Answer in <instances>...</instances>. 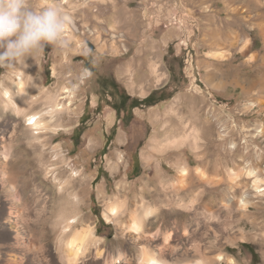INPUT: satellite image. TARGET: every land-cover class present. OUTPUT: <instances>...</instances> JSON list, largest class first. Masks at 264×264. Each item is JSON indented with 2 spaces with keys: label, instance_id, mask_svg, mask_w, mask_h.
Wrapping results in <instances>:
<instances>
[{
  "label": "rangeland",
  "instance_id": "obj_1",
  "mask_svg": "<svg viewBox=\"0 0 264 264\" xmlns=\"http://www.w3.org/2000/svg\"><path fill=\"white\" fill-rule=\"evenodd\" d=\"M50 2L69 14L68 46L45 45L23 65L0 66V132L8 136L17 124L20 179L30 180L32 191L44 184L49 193L55 189L46 165L74 179H97L102 171L91 180L82 215L112 253L125 246L131 264L143 248L173 264H264V192L256 190H264V0H30L36 9ZM213 69L221 89L210 82ZM21 81L24 93L16 100L31 106L28 113L46 109L44 95L29 104L37 94L75 91L73 112L56 117L46 147L30 145L23 116L9 105L7 93L16 95ZM153 93L151 103L162 93L173 97L130 111L132 99ZM121 101L127 109L119 117L112 106ZM151 147L154 160L147 164L142 154ZM179 161L193 169L183 184ZM161 179L169 191L183 188L173 207L164 203ZM156 193L163 202L152 200ZM57 196L54 215L65 207ZM117 197L127 206L118 213L122 223L105 216ZM148 204L159 217L150 218L140 249L130 244V231L127 240L118 235ZM49 230L53 246L57 234ZM7 243L0 229V264H7Z\"/></svg>",
  "mask_w": 264,
  "mask_h": 264
},
{
  "label": "bare ground",
  "instance_id": "obj_2",
  "mask_svg": "<svg viewBox=\"0 0 264 264\" xmlns=\"http://www.w3.org/2000/svg\"><path fill=\"white\" fill-rule=\"evenodd\" d=\"M153 70L159 73L157 66H154ZM218 74L219 72L216 69L209 72L210 82L215 89L222 88L221 82L216 79ZM22 86L23 82L21 81L16 95L9 92L7 93L9 105H11L18 114L23 116L24 132L30 145L33 146L38 144L42 147H46L47 143L44 141V138H46L48 132L53 129V122H55L54 120L56 117L63 113L65 114V112H73L72 106L75 102V91L64 88L62 92L58 94L49 92H42L40 95L37 94L33 97L36 99H28L31 100L29 104L34 105L39 103L41 101V95H44L43 104L46 106V109L36 113H28L31 106L21 105L20 102L16 100V96L18 97L19 94L24 93L22 88L24 89L25 86ZM29 89V91H31V88ZM25 95L27 94L25 93ZM12 128V132L8 136L0 132V141L2 142L0 147V220H2L0 223L2 227H0V229L4 239L8 241L4 246L7 264H131L132 260L129 255L131 253L128 252L126 247L120 245L119 250L116 253H112L106 245V242L104 243L96 233V226L91 223L90 217L82 215L83 206L91 193L89 185L91 180L93 182L96 178L94 177L91 179V176H82L79 179H74L72 175L65 178L67 173L66 170L59 171L56 167L52 169L51 167H53V165H46L44 168L42 167L45 178L48 180L50 177L49 175L51 173L53 174L52 182L54 184H52L55 191H50L49 193L44 192L42 189L47 190L44 184H40V186L35 185L32 191L30 180L20 179L21 165H19V151L14 147V144L19 140V135L16 132L17 124ZM225 131L227 133V128L222 129V133ZM155 143L156 140L152 142V145L155 146L157 144ZM152 150L154 152L153 147L142 154V158L147 164H150L151 161L154 160L151 156ZM56 157L62 160V162L65 160L61 158L60 154H57ZM178 165L181 167L182 163L179 161ZM181 168L180 180L178 179L179 184H183L187 177H193V169L188 165ZM249 174L255 176L256 171H251ZM230 175L239 177L242 174L241 172H230ZM166 181H164L165 183L160 182L159 187H163V192L167 195V198L169 197L164 203L167 206L173 207L176 205L177 196L179 197L180 191H182L183 188L172 185L173 188L169 191L166 186ZM191 183V188L193 189V178ZM255 183L259 184V177L255 180ZM144 184L148 187L150 182H144ZM159 187L158 189H160ZM256 190L258 194L264 192L260 187H257ZM98 193L100 197H104L105 193L102 188L98 189ZM173 193L175 195H173ZM56 194L58 195L57 197L65 203V207L63 206L60 212L54 215L52 203L55 202ZM162 194L156 193L151 196V198L152 200L163 202L161 200ZM175 196L176 198H174ZM118 200L119 198L117 197L109 203L105 216L109 219L112 215L116 217L117 221L122 223L123 216H119L120 214L118 213L121 211V208L126 205L123 206L125 201L121 203ZM229 203H231V200H229ZM246 207L247 205L245 203V205L243 204L239 207L240 209L238 211L241 212V214H245L247 210ZM158 211L159 210H156L154 206L149 204L137 209L130 218L129 226L123 225L120 228L121 230L119 231L118 237L121 240L123 238L126 239V233L130 231V244H133L136 248L142 249L141 247L149 236L147 228L152 224L150 218L155 216L158 219ZM212 217L213 215L208 218L209 221L215 219ZM49 225L57 234L53 246L50 245L52 234L49 230ZM81 225L83 226L81 227ZM188 240L189 239H186V241ZM195 248L199 252L201 250V245L198 247L195 246ZM140 253L137 264H159L160 261H164L166 264H173L162 258L155 257L152 254V256L149 255L144 248ZM178 264H180V262ZM182 264H207V262L198 261L196 263L189 262Z\"/></svg>",
  "mask_w": 264,
  "mask_h": 264
},
{
  "label": "clouds",
  "instance_id": "obj_3",
  "mask_svg": "<svg viewBox=\"0 0 264 264\" xmlns=\"http://www.w3.org/2000/svg\"><path fill=\"white\" fill-rule=\"evenodd\" d=\"M69 23V14L55 2L36 9L30 0H0V66L23 65L45 45L66 48Z\"/></svg>",
  "mask_w": 264,
  "mask_h": 264
},
{
  "label": "trees",
  "instance_id": "obj_4",
  "mask_svg": "<svg viewBox=\"0 0 264 264\" xmlns=\"http://www.w3.org/2000/svg\"><path fill=\"white\" fill-rule=\"evenodd\" d=\"M170 54H171V55L174 54V53L172 52V50L170 51ZM175 61H177V60H175ZM171 72H174V68H173V66H171ZM154 96H155V93L151 94L149 97H147V98H145V99H143V100H140V99H132L131 102H130V105H129V109H130V111H133L134 109H136V108H140V107H142V106L152 107V106H155V105L159 104L160 102H163V101L168 100V99H170V98L173 97V95H169V96L165 97V96H164V93H162V94H161V97L159 98L158 101H155V102H152V103H151V99H152ZM129 99H131V98L129 97ZM126 105H127L126 102L124 103V102L122 101L119 105H113L112 107L114 108V110L117 111V114H118V116L120 117L121 114H122L124 111H126V109H127ZM101 176H102V171L99 172V175H98V177H97L96 180L99 181L100 178H101Z\"/></svg>",
  "mask_w": 264,
  "mask_h": 264
},
{
  "label": "flooded vegetation",
  "instance_id": "obj_5",
  "mask_svg": "<svg viewBox=\"0 0 264 264\" xmlns=\"http://www.w3.org/2000/svg\"><path fill=\"white\" fill-rule=\"evenodd\" d=\"M122 102V101H121Z\"/></svg>",
  "mask_w": 264,
  "mask_h": 264
}]
</instances>
